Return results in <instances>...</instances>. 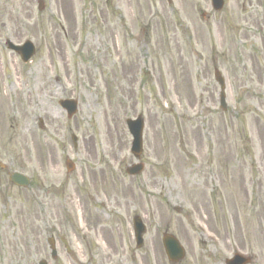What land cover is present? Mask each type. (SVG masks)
Listing matches in <instances>:
<instances>
[{
    "label": "rangeland",
    "instance_id": "rangeland-1",
    "mask_svg": "<svg viewBox=\"0 0 264 264\" xmlns=\"http://www.w3.org/2000/svg\"><path fill=\"white\" fill-rule=\"evenodd\" d=\"M41 1L0 0V264H264V0ZM5 38L35 54L22 63ZM60 99L78 101L72 118ZM137 115L144 169L129 177Z\"/></svg>",
    "mask_w": 264,
    "mask_h": 264
},
{
    "label": "water",
    "instance_id": "water-1",
    "mask_svg": "<svg viewBox=\"0 0 264 264\" xmlns=\"http://www.w3.org/2000/svg\"><path fill=\"white\" fill-rule=\"evenodd\" d=\"M212 5L216 10L221 9L223 5V0H212ZM42 7V3L39 1V8ZM6 45L8 48L15 50L17 53L21 55V58L24 62H26L34 53V48L31 42L26 41L23 45H13L9 41H6ZM215 78L219 83L221 89H223V79L218 71H215ZM221 106L225 108L224 104V95L223 91L220 94ZM60 105L66 109L68 117H71L76 111V101L75 100H61ZM126 125L129 129V132L132 136L131 141V152L134 156L138 157L142 151V131H143V120L141 116H138L136 119H127ZM72 139L75 143L76 138L72 136ZM67 168L70 169L72 164L67 161ZM143 169V165L141 163L133 164L126 169L127 173L130 175H135L141 172ZM9 180L19 186H27L29 184V179L18 173L13 172L9 175ZM134 237L136 246L140 247L143 243V234L145 232V226L139 217H134L132 222ZM49 246L51 248V255L54 257L56 255L53 239L49 238L48 240ZM162 244L165 250V253L170 261L177 262L181 260L184 256L183 247L180 245L178 240L169 234H164L162 238ZM249 262V258L243 257L239 254H234L232 258L227 259L225 264H247ZM38 264H47L45 261H40Z\"/></svg>",
    "mask_w": 264,
    "mask_h": 264
}]
</instances>
